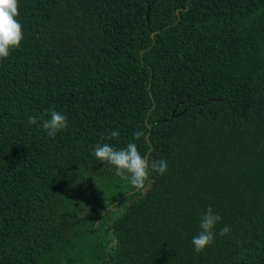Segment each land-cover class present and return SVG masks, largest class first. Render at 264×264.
<instances>
[{
  "label": "trees",
  "instance_id": "1",
  "mask_svg": "<svg viewBox=\"0 0 264 264\" xmlns=\"http://www.w3.org/2000/svg\"><path fill=\"white\" fill-rule=\"evenodd\" d=\"M19 5L25 39L0 62V264H264V0ZM49 110L68 117L55 137ZM103 143L168 171L138 192L92 155ZM209 207L222 220L196 253Z\"/></svg>",
  "mask_w": 264,
  "mask_h": 264
},
{
  "label": "clouds",
  "instance_id": "2",
  "mask_svg": "<svg viewBox=\"0 0 264 264\" xmlns=\"http://www.w3.org/2000/svg\"><path fill=\"white\" fill-rule=\"evenodd\" d=\"M19 0H0V62L6 61L12 50L18 49L25 39L22 24L19 20ZM50 111V119H42V128L49 137H55L59 132L68 128V117L56 110ZM28 122L32 125L38 123L35 116H29ZM142 132H135V138L139 139ZM119 137L118 131H110L107 138ZM92 155L102 164L115 169V175L128 181L131 187L138 192L147 189V182L152 173L164 175L168 171V164L164 160L150 161L142 155L135 143H129L125 148L117 149L109 143L97 144ZM110 209L107 208V211ZM106 212V211H105ZM104 213V212H103ZM102 213V214H103ZM117 215H123L121 208ZM115 219V217H114ZM222 218L215 214L211 207L202 215L200 221L201 231L192 238V244L196 253H201L215 242L216 226ZM230 229H220L221 236L226 235ZM113 244L116 243L113 237Z\"/></svg>",
  "mask_w": 264,
  "mask_h": 264
},
{
  "label": "water",
  "instance_id": "3",
  "mask_svg": "<svg viewBox=\"0 0 264 264\" xmlns=\"http://www.w3.org/2000/svg\"><path fill=\"white\" fill-rule=\"evenodd\" d=\"M148 21H149V19H148Z\"/></svg>",
  "mask_w": 264,
  "mask_h": 264
}]
</instances>
